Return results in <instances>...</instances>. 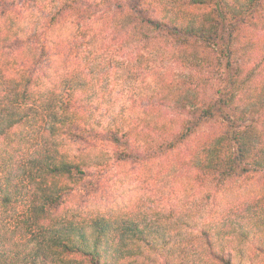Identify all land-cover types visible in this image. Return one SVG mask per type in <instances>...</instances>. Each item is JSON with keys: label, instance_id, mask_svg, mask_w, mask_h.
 Listing matches in <instances>:
<instances>
[{"label": "trees", "instance_id": "trees-1", "mask_svg": "<svg viewBox=\"0 0 264 264\" xmlns=\"http://www.w3.org/2000/svg\"><path fill=\"white\" fill-rule=\"evenodd\" d=\"M107 38L138 45L136 62L163 48L218 76L214 97L199 95L206 80L183 89L127 60L115 107L101 84L115 65L98 53ZM10 106L0 264H264V0H0V113ZM128 162L162 171L175 201L165 219L85 200L90 169ZM187 173L201 187L195 206L179 201ZM239 180L259 181L260 194L227 207Z\"/></svg>", "mask_w": 264, "mask_h": 264}, {"label": "rangeland", "instance_id": "rangeland-1", "mask_svg": "<svg viewBox=\"0 0 264 264\" xmlns=\"http://www.w3.org/2000/svg\"><path fill=\"white\" fill-rule=\"evenodd\" d=\"M106 42H103L102 46L98 47V53L105 59L107 55L112 54L115 61L111 63L115 65L103 66L101 69L103 72L101 74V78H103L101 79V84L113 90L111 95L116 100L115 107H118L124 101L122 90L127 88L125 81V69L128 66L127 60H132L133 65L137 67L136 70L140 72L141 78L164 77L176 82L183 89L189 87V82L194 81L191 84L192 86L198 79L200 81L206 80L200 83L198 87L202 88L199 89V95H204L205 97H214L215 95V89L219 83L218 76L214 75L212 78H206V72H199L195 69L184 67L177 63L170 55L166 54V49L159 48L146 61L140 59L141 62H136L134 61V53L136 50L141 49L138 45L126 44L121 47L116 44L114 45V43L111 44L109 38L106 39ZM168 44L169 42L166 44V47L168 46L169 48ZM90 58L94 57L90 55ZM138 66L140 69H138ZM18 111V109L10 106L6 112H1L0 126L6 125L8 118L11 116L15 117L14 115H17ZM213 126L214 124L207 123L202 127L203 129H211ZM88 174V182L82 191H84L85 200L88 203H92L93 201L97 203L94 206L95 210L111 208L121 215L142 213L147 218H150L151 215H156L160 219H165L167 208L175 203L173 198L167 195L166 180L158 165L154 164L150 166L149 164L146 167H140L137 162L125 164L113 163L102 170L92 168L88 171ZM178 179H181V182L179 181L177 186L180 192L179 201L183 204L186 203V205L194 204L195 206V203H198L200 199L199 192L201 188L196 182L195 177L192 173H187L184 177H179ZM259 183V181L255 183L257 187L250 188L246 182H240L239 180L237 185L235 184L232 188L234 191H237L239 188L236 186L242 187L237 193L238 197L235 199H231L229 196L227 198L221 197L220 200L224 201L227 207L242 205L244 201L252 199L254 193H256V197L260 194ZM199 203H202V199H200ZM16 213L17 209L9 210L6 216L11 228H19ZM17 232L19 235L22 234L20 228ZM15 239L19 243L14 246V249L20 250L26 240L19 238V236L15 237Z\"/></svg>", "mask_w": 264, "mask_h": 264}]
</instances>
